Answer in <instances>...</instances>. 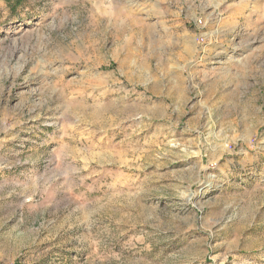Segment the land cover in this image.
<instances>
[{
    "label": "rangeland",
    "instance_id": "rangeland-1",
    "mask_svg": "<svg viewBox=\"0 0 264 264\" xmlns=\"http://www.w3.org/2000/svg\"><path fill=\"white\" fill-rule=\"evenodd\" d=\"M0 264H264V0H0Z\"/></svg>",
    "mask_w": 264,
    "mask_h": 264
}]
</instances>
